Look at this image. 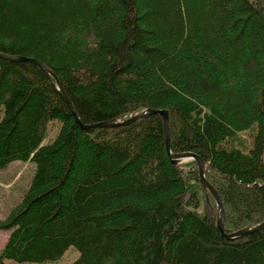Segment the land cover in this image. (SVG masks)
I'll return each mask as SVG.
<instances>
[{"label": "trees", "instance_id": "obj_1", "mask_svg": "<svg viewBox=\"0 0 264 264\" xmlns=\"http://www.w3.org/2000/svg\"><path fill=\"white\" fill-rule=\"evenodd\" d=\"M0 52L41 60L84 123L167 109L225 232L264 221V0H0ZM16 160L35 171L0 218V264L70 246L64 264H264V228L222 235L160 114L87 132L37 65L0 58V169Z\"/></svg>", "mask_w": 264, "mask_h": 264}, {"label": "water", "instance_id": "obj_2", "mask_svg": "<svg viewBox=\"0 0 264 264\" xmlns=\"http://www.w3.org/2000/svg\"><path fill=\"white\" fill-rule=\"evenodd\" d=\"M0 58L13 60V61H28V62H31L37 65L46 75L48 80L59 91L63 102L65 103L69 111L74 115L76 121L80 124L81 128L87 132H91L95 130L96 128H101V127H120L123 125H127V124H130L136 121L137 119L141 118L142 116L146 114H153V113L160 114L162 116V120L164 124L165 141H166V147H167L169 157L171 158L173 163H177L178 161L186 160V159L196 160L198 164V169H199L200 181L209 190V193L212 194V196L215 198V201L217 203V206L220 212L219 217L217 219V226L220 232L222 233V235L227 239H234L236 237H239V236H242V235L254 232V231H258L264 228V221H262L261 223L253 227H246V228L238 229L231 233L225 232L224 230V205H223L222 199L217 189L207 180L205 176L206 163L204 159L200 155L192 151H183V152H176V153L171 152L170 125H169L170 116H169V111L167 109H147L142 112L132 114L129 117L125 119H121V120L120 119L119 120H106V121H100L96 123H84L78 116L77 111L72 101L67 96V94L64 92L62 83L57 77V75L53 71H51L49 68H47L41 60L35 57H28L24 55H12L8 53H4V52H0Z\"/></svg>", "mask_w": 264, "mask_h": 264}, {"label": "rangeland", "instance_id": "obj_3", "mask_svg": "<svg viewBox=\"0 0 264 264\" xmlns=\"http://www.w3.org/2000/svg\"><path fill=\"white\" fill-rule=\"evenodd\" d=\"M59 130V123L50 127L44 138V143L54 139ZM35 171V162L16 160L6 168L0 169V218L5 217L15 202L21 199L25 189L29 186ZM10 231L0 230V248L5 243ZM80 255L79 249L70 246L66 252L56 260L48 262H19L7 259L10 264H64L76 260Z\"/></svg>", "mask_w": 264, "mask_h": 264}]
</instances>
